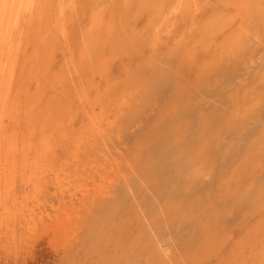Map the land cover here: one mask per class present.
Returning <instances> with one entry per match:
<instances>
[{
    "label": "rangeland",
    "instance_id": "1",
    "mask_svg": "<svg viewBox=\"0 0 264 264\" xmlns=\"http://www.w3.org/2000/svg\"><path fill=\"white\" fill-rule=\"evenodd\" d=\"M135 1L115 16L120 19L115 20L117 27L124 23L125 34L120 41L124 44L113 51L110 74L122 87L133 89V100L126 106L129 111L122 113L123 117L131 113V118L121 117L122 123L119 120L109 132L103 149L108 160L118 158L123 163L115 195L89 204L82 232L68 249L58 248L54 254L42 234L22 241L23 246H0V264H259L264 198L240 202L235 195L242 196L241 185L258 189L264 184V32L228 54L217 49L220 31L211 35L216 43L203 46L199 39L205 38L202 34L210 17L223 7L232 8L229 0H188L182 15L172 13L176 0ZM158 6L164 10L161 18ZM157 57L161 65L173 59L172 82L154 94L148 89L147 72L150 60ZM169 129L172 140L167 146L174 144L181 150L166 156L167 151L155 149L159 136ZM190 156L192 163L172 186H166L163 172L184 167ZM209 200L217 207L208 208ZM49 201L57 203L56 197ZM119 203L123 209L117 207ZM197 220L196 232L191 226Z\"/></svg>",
    "mask_w": 264,
    "mask_h": 264
},
{
    "label": "bare ground",
    "instance_id": "2",
    "mask_svg": "<svg viewBox=\"0 0 264 264\" xmlns=\"http://www.w3.org/2000/svg\"><path fill=\"white\" fill-rule=\"evenodd\" d=\"M132 2L0 0V246L15 245L30 237L37 239L43 234L46 243L54 248V254L58 248L66 250L80 236L89 204L98 199L105 201L116 193L123 163L118 158L108 160L103 149L115 124L129 116L126 113L123 117V111L133 100V89L122 87L110 74L115 58L113 51L124 44L120 41L125 34L124 23L121 21L117 27L115 20L119 18L115 16L121 7ZM229 2L232 8L225 10L221 5L222 12L212 18L209 16L211 20L202 34L205 38L199 39L203 46L216 43L218 40L211 35L220 31L217 49L228 54L246 45L250 37L255 40L264 32V0ZM188 5V0H176L171 6L172 13L182 15ZM162 10L158 6L159 18L164 14ZM171 59L163 65L156 62L158 57L150 60L147 81L152 93L158 94L165 84L172 82ZM141 78L143 80L142 75ZM169 134L170 129L159 136L156 143L159 148L155 152L167 151L166 156H169L168 152L175 155L181 150L174 144L167 146L172 140ZM186 153L189 154V149ZM192 156L184 167L173 164L176 166L173 172H163L166 186H172L179 179L182 169L192 163ZM252 187L241 185L242 196L236 194V200L253 203L264 198L261 192L264 184L258 189ZM52 197H56V204L50 203ZM122 205L119 203L117 207L123 209ZM206 205L217 207L214 202ZM197 214L201 218V211ZM197 223L199 221L191 226L192 230L197 229ZM259 260V264H264V242Z\"/></svg>",
    "mask_w": 264,
    "mask_h": 264
}]
</instances>
